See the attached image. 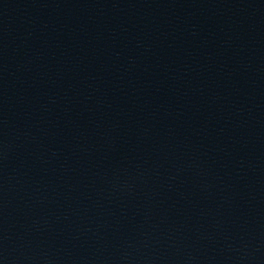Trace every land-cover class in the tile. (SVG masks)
Here are the masks:
<instances>
[{"label": "water", "instance_id": "water-1", "mask_svg": "<svg viewBox=\"0 0 264 264\" xmlns=\"http://www.w3.org/2000/svg\"><path fill=\"white\" fill-rule=\"evenodd\" d=\"M0 264H74L0 208Z\"/></svg>", "mask_w": 264, "mask_h": 264}]
</instances>
